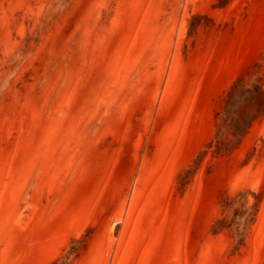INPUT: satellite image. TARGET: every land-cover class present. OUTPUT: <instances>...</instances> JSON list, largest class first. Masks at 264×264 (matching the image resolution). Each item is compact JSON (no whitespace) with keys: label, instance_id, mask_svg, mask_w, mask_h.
<instances>
[{"label":"rangeland","instance_id":"1","mask_svg":"<svg viewBox=\"0 0 264 264\" xmlns=\"http://www.w3.org/2000/svg\"><path fill=\"white\" fill-rule=\"evenodd\" d=\"M0 264H264V0H0Z\"/></svg>","mask_w":264,"mask_h":264},{"label":"trees","instance_id":"2","mask_svg":"<svg viewBox=\"0 0 264 264\" xmlns=\"http://www.w3.org/2000/svg\"><path fill=\"white\" fill-rule=\"evenodd\" d=\"M260 95H263L262 91H260ZM263 97V96H262Z\"/></svg>","mask_w":264,"mask_h":264}]
</instances>
